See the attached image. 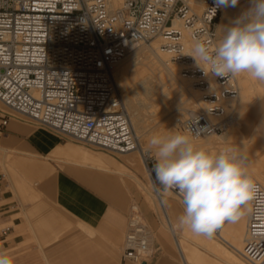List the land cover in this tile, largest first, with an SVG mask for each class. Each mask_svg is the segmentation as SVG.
<instances>
[{
	"label": "built area",
	"instance_id": "2783aa9c",
	"mask_svg": "<svg viewBox=\"0 0 264 264\" xmlns=\"http://www.w3.org/2000/svg\"><path fill=\"white\" fill-rule=\"evenodd\" d=\"M220 10L217 0H204L199 14L189 12L184 0H0V101L77 141L114 152L134 150L139 141L115 80L116 65L132 45L180 33L169 28L175 17L189 26L194 41L214 49ZM180 127L195 136L220 129L195 109L187 110ZM143 156L155 177V160ZM253 180L249 250L264 242V186ZM170 191L182 201L178 190ZM126 218L121 258L141 264L153 253L149 228L136 204Z\"/></svg>",
	"mask_w": 264,
	"mask_h": 264
},
{
	"label": "bare ground",
	"instance_id": "6f19581e",
	"mask_svg": "<svg viewBox=\"0 0 264 264\" xmlns=\"http://www.w3.org/2000/svg\"><path fill=\"white\" fill-rule=\"evenodd\" d=\"M184 1L187 5L194 4L198 8L204 3V0ZM115 4H118V2L115 1ZM220 5L222 10H220V12L222 13L218 26L222 31V27L231 24L242 11L247 9L248 0H239V4L235 7L231 6L230 3H222ZM193 10L195 9L193 8ZM181 20L180 17H175L172 24L169 25V28L180 32L183 51L188 54L195 41L189 38V26L184 25ZM167 38L169 37L158 36L153 39L149 45L138 43L140 44L139 47L133 48V52L129 51L116 65L114 70L116 83L122 93L124 104L141 150L144 152L146 150L152 151L148 144V140L154 133L166 134L168 130L172 129L175 131L187 132L180 127L181 122L185 118V112L188 109H200L205 112L211 124H218L219 127L223 128L225 131L222 133L213 131L203 136H195L187 132L191 136L192 143L197 147H204L212 152L219 151L226 144L236 145L242 149V153L247 160L246 168L250 176L264 186V154L260 157L255 155L258 148L262 147L258 145V148H254L253 141V145L251 144L252 146H250L245 139L243 140V136L239 131L237 113H232L228 116L223 114L224 110L220 103L232 101L229 96L224 94L223 91L225 88H220V85L216 86L214 84L215 78L209 73L207 75L209 83L207 86L208 93L216 95L217 99L209 100L204 98L198 87H195L193 82L190 81L191 78H188L190 80L186 79L179 71V67L171 63L168 53L172 50L161 48V44H165L167 42L165 39ZM142 51L146 52L144 58L139 57ZM192 63L196 64L194 59ZM244 75V80H242V82L240 81L241 83L237 79L238 83L241 85L238 95V103L240 104L249 101V89L254 85V82H251V78H249L247 74ZM257 83L259 82H256V84ZM259 85L260 84H258V86ZM260 86L259 89L261 90ZM254 87L257 86L254 85ZM257 88L255 89L257 90ZM209 102H215V105L220 106L222 111L211 112L208 106ZM2 104L3 103L0 102V108L5 109L3 106L4 104ZM238 134L240 139L236 138ZM69 141L71 144L74 143L72 140ZM81 146L88 150L86 156L88 164L94 167L128 174L141 189L145 199L149 197L154 199L155 195L152 196L153 194L149 189L150 176L144 167L139 149L120 153L119 155L121 158L116 159L114 156H109L104 152H95L86 146ZM6 149L5 146L2 144L0 145V162L3 167L5 163L3 161L2 152ZM158 193L166 209V213L170 215L173 221L170 230L172 234L177 235L179 233L177 220L182 214L178 208L179 205L177 206L175 199L166 195L165 191H158ZM248 215L249 204L247 205L244 217L237 223L224 224L218 233L213 234L216 238L213 236L196 235L190 230L184 229V232L181 234L182 237L184 239H189L204 251L202 252V250L200 251L197 247H192L193 245L190 247L188 245L191 244H187L188 242L185 243V241H183V249L186 251V261L195 260L199 264H222L221 262L226 264H247L246 261L249 264H264V242L260 247L251 250L245 248L248 240Z\"/></svg>",
	"mask_w": 264,
	"mask_h": 264
},
{
	"label": "crops",
	"instance_id": "0c3cea01",
	"mask_svg": "<svg viewBox=\"0 0 264 264\" xmlns=\"http://www.w3.org/2000/svg\"><path fill=\"white\" fill-rule=\"evenodd\" d=\"M263 119L264 112L259 122ZM3 128L8 135L4 144L22 154L19 167L23 175L41 186L35 188V193H41L43 199L26 204L25 216L15 223L30 227L35 240L42 243L40 249L47 263L136 264L121 258L124 245L116 257L119 233L126 216V196L119 185L123 184L122 175L130 176L88 164V150L69 140L64 142L65 137L60 132L43 124L33 125L8 116ZM239 131L242 134L240 123ZM258 133L260 135L259 130ZM255 137H258L256 130ZM259 137L258 145L263 148L264 139ZM50 158L70 166L57 167ZM0 209V222H8L10 207L4 205ZM13 232V226L7 225L0 230V237ZM154 236L151 239L153 253L141 264H184L175 255L164 231H157ZM18 264L24 262L18 260Z\"/></svg>",
	"mask_w": 264,
	"mask_h": 264
},
{
	"label": "clouds",
	"instance_id": "9594fccd",
	"mask_svg": "<svg viewBox=\"0 0 264 264\" xmlns=\"http://www.w3.org/2000/svg\"><path fill=\"white\" fill-rule=\"evenodd\" d=\"M235 7L239 0H217ZM214 49L196 40L189 51L208 75L224 77L247 74L264 83V0H248V7L231 24L222 27ZM154 152L152 171L165 190L176 189L183 212L177 227L211 237L226 223H237L246 214L256 185L247 171L242 149L226 144L212 152L192 143L187 132L168 130L148 140ZM0 264H18L17 257L0 250Z\"/></svg>",
	"mask_w": 264,
	"mask_h": 264
},
{
	"label": "rangeland",
	"instance_id": "374dc122",
	"mask_svg": "<svg viewBox=\"0 0 264 264\" xmlns=\"http://www.w3.org/2000/svg\"><path fill=\"white\" fill-rule=\"evenodd\" d=\"M203 6H204V3L202 4V6L200 8H198L194 4H191V5H187V9L189 12H193V13L198 14L201 12ZM191 7H192V9H191ZM193 8L195 10H193ZM221 13L222 12L219 13L218 18L216 19V37L214 40V46L215 47H216L218 41L220 40V38L222 37V34H223V32L220 30V28L218 26L220 23ZM181 21L183 22L184 25H186L183 20H181ZM189 30H190V28H189ZM158 36L162 37V36H166V35L157 34L154 37H152L149 41L144 42V44L149 45L150 42L153 39L157 38ZM180 36H181L180 33H177L176 35L165 39L167 42L165 44H161V48L167 49V50L168 49L172 50L171 52L168 53L169 54V60L171 61V63H174L175 65H177V67H179V71L184 75V77L186 79L191 78V80L190 79H188V80L192 81L195 87H198L201 95L204 98L209 99V100H216L217 99L216 95L208 93L207 86L209 83H208L207 75H205L202 70L197 68L198 67L197 64L192 63L193 62L192 57H190V56L179 57V55L180 56L186 55V53L183 51V48L175 49V47H177V44H173L176 46H173L171 44L173 42H179L180 44H182L181 43L182 39L180 38ZM189 38L193 39L190 35H189ZM167 43H170V44H167ZM139 45L140 44L132 45L130 52H133V48L139 47ZM164 51H166V50H164ZM177 54H179V55H177ZM145 55H146V52L142 51L141 54L139 55V57L144 58ZM212 77L215 78L214 84L216 86L220 85V88H225L223 91L224 94L226 96H229V98L232 99V101H233V102L230 101L227 103H223V102L220 103L223 107V110H224L223 114L228 116V115H231L232 113H237L238 114V115L236 114L237 120L240 123V128L242 131L243 140L245 139L250 146L253 145V143H252V141H253L254 142V145H253L254 148H258L259 140H261V138L259 136L261 135V137L264 139V119L261 122H259L262 115H263V112H264V87H263L264 83H262V85L260 82L256 84L257 81H254L253 79H251V82L252 83L254 82L253 84L255 86H257L258 88L254 87V85H253V87L251 88L253 90L249 89V91H250L249 101H246L245 103L240 104V103H238V95H239V92L241 89V85L238 83L237 79L239 80V82L240 81L242 82V80H244L243 77H245L244 74L237 75V76L228 75L227 77H225L222 80H218L213 75H212ZM216 81H218V82H216ZM219 82L223 83V84H220ZM258 84L261 85V86L259 85L261 87V90L259 89ZM255 88H257V90ZM254 89H255V92H254ZM251 91L253 92V94ZM251 94H252V96H251ZM256 96H258V97H256ZM212 105H215V102H209L208 106L210 107ZM3 106L5 107V109L0 108V119L2 116H10V118L14 119V120L28 122V123L33 124V125L38 124L34 120H31L27 117H24L23 115L11 110L10 108H7L5 105H3ZM241 108H243V109H241ZM148 109H150V108H148ZM198 110H200V109H198ZM221 111H222V108L220 110H218L217 112H221ZM255 130L258 134L257 138L255 137ZM258 130L260 132V135L258 133ZM224 131L225 130L220 127V129L217 132L222 133ZM62 135L65 137V139L63 140L64 142L68 141V140H72L74 143L86 146L95 152H97V151L104 152L105 154H107L109 156H112V157L114 156V158H116V159L121 158V156L119 155L120 153H125V152H114V151L105 150L103 148H99L96 146L86 144L84 142L74 140L73 138H71L67 135H64V134H62ZM7 137H8V135L6 133V129H4L3 126H0V145L2 144L4 146H7L10 148V149L3 150V152H2V157H3V161L5 163V166L3 167V165L0 162V206L8 205L10 207V210L8 213H11L10 220L8 222H0V230L3 229L7 225H12L13 229H14L13 234H9L6 237H0V240H2V241H0V250H4V251H7V252L13 254L15 257H17V260L24 262V264H35V263L36 264H48L46 258L43 256V252L40 249V244H42V243L41 242L39 243V241L35 240V238L33 237V234L31 233L30 227L24 223H20V224L15 223V220L19 221L20 218L22 219V217L25 216V214H24L25 205L28 203H32L35 200H42L43 195H41V193H37V194L35 193V188H37L38 186L41 187L40 184L35 185V182H32L30 179H28L27 177H25L23 175V171L21 170L22 168L19 167V164L21 163V162H19V158L22 156V154H21V152H18L16 148H14L10 145L8 146V145L4 144L3 141H5ZM236 138L240 139L239 134H238V137H236ZM253 139H256V140H253ZM136 149H139L142 161L144 163V167L147 170V172L149 173V176H150L149 189H150L151 193L153 194L152 196H154V195L155 196H154V199H152L151 197L145 199L141 189L138 186H136V184L134 183L133 180H131L130 177H128L127 175L121 176V180L123 181V184L119 185V186L124 189L125 196H126L125 207H124V211H125L126 216L123 217V223H122L123 226H122V229L120 230V233H119L120 236H119V241H118V245H117V256L116 257L117 258L119 257L122 246L124 244V235L126 232V219H127L126 217H127L129 207L131 204H136L137 208L141 212V214H142V216H143V218H144V220H145V222L149 228L151 239L153 237H155L154 236L155 232L164 231L167 234V236L169 237L171 244L173 245V248L175 249V255L177 256V258L179 260L183 261L184 264H199L195 260H191V261L187 260L186 261V251H185V249H183V241H185V243L188 242L187 244H191V245H188L190 247L192 245H193L192 247H197V246L192 241H190L189 239H184L182 237L181 234L184 232L183 231L184 229L182 230V229L178 228L179 233L177 235L172 234L170 227H172L171 223H173V221H172V218L170 217V215H168L166 213V209L163 206V202L160 199V195H159L158 191H160V192L165 191L166 195L175 199L177 206L179 205L178 208L180 209V211L182 213L183 212V206H182L181 200L174 194V192H172L170 190H165L163 188V186L160 185L158 181H156L154 175L149 172V169L146 165L143 154H145L146 158H148V159L149 158L154 159V152L149 151V150H146L144 152L141 150L139 145ZM130 151H132V150H130ZM126 152H129V151H126ZM262 154H264L263 148H258V151L255 152V155H257L259 157ZM50 159L53 161V163L56 164L57 167H64L66 165L70 166V164L63 163L61 160H54L52 158H50ZM20 161H21V158H20ZM33 181H35V180H33ZM37 181L40 182L41 179H37ZM0 210H2V209H0ZM163 224H165V225H163ZM181 230H182V232H181ZM212 236L215 237L214 235H212ZM3 243H4V245H2ZM151 247L153 249L152 244H151ZM197 248L200 251L202 250L200 247H197ZM164 249H168V248H164ZM37 252L39 253V256L37 255ZM202 252H204V251L202 250ZM217 260H219V259H217ZM221 263L226 264L224 262H221ZM246 263L249 264L247 261H246Z\"/></svg>",
	"mask_w": 264,
	"mask_h": 264
}]
</instances>
